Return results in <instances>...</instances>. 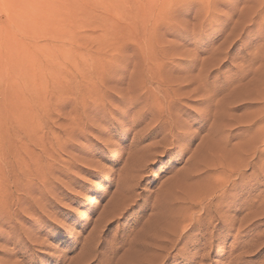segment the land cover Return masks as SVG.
<instances>
[{"label":"rangeland","instance_id":"374dc122","mask_svg":"<svg viewBox=\"0 0 264 264\" xmlns=\"http://www.w3.org/2000/svg\"><path fill=\"white\" fill-rule=\"evenodd\" d=\"M126 263L264 264V0H0V264Z\"/></svg>","mask_w":264,"mask_h":264},{"label":"bare ground","instance_id":"6f19581e","mask_svg":"<svg viewBox=\"0 0 264 264\" xmlns=\"http://www.w3.org/2000/svg\"><path fill=\"white\" fill-rule=\"evenodd\" d=\"M160 219H161V218H160ZM161 222H162V220H161ZM159 226H160V225H159ZM162 227H163V226H162ZM143 229H144V228H143ZM158 229H159V228H158ZM140 231H141V230H140ZM151 233H152V232H151ZM139 234H140V233H139ZM162 234H163V233H162ZM166 234H167V233H166ZM142 235H143V234H142ZM163 235H164V234H163ZM156 237L160 238L161 236L159 237V235L156 234ZM156 237H155V238H156ZM137 238H138V237H137ZM163 238H165V237H163ZM135 239H136V238H135ZM148 239H149V238H148ZM133 240H134V239H133ZM155 241H156L155 239H154V240L152 239V242H155ZM173 242H174V241H173ZM165 243H168V244H169V243H172V242H171V241H164V240H162V238H160V241L158 240V242H155V243L153 244L154 249H152V250L156 251L157 253H158V252H161V251H164V250H165V245H166ZM130 244H131V243H130ZM140 245H141V244H140ZM171 245H172V244H171ZM148 247H149V246H147V248H148ZM167 247H168V246H167ZM143 248H144V247H143ZM147 248H146V250H148ZM149 248H150V247H149ZM140 249H141V248H140ZM141 250H142V249H141ZM166 250H167V249H166ZM148 251H149V250H148ZM150 251H151V250H150ZM150 251H149V253H150ZM145 252H147V251H145ZM132 253H134V252H132ZM149 253H148V254H149ZM152 253H153V251H152ZM161 253H162V252H161ZM137 254H138V253H137ZM141 254H142V253H141ZM150 254H151V253H150ZM153 254H154V253H153ZM142 255H143V254H142ZM156 256H157V255H156ZM133 257H134V256H133L132 254H131V255H130V254L128 255V257H127V258H128V263H129V259L131 260ZM141 258H142V256H141ZM132 260H133V259H132ZM131 262H132V261H131ZM131 262H130V263H131ZM152 262H153V261H152ZM128 263H126V264H128Z\"/></svg>","mask_w":264,"mask_h":264}]
</instances>
